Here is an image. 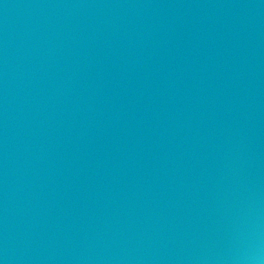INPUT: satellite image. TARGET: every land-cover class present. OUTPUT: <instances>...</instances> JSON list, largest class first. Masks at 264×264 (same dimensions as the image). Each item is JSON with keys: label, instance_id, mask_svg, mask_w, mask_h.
<instances>
[{"label": "water", "instance_id": "obj_1", "mask_svg": "<svg viewBox=\"0 0 264 264\" xmlns=\"http://www.w3.org/2000/svg\"><path fill=\"white\" fill-rule=\"evenodd\" d=\"M0 264H264V0H0Z\"/></svg>", "mask_w": 264, "mask_h": 264}]
</instances>
